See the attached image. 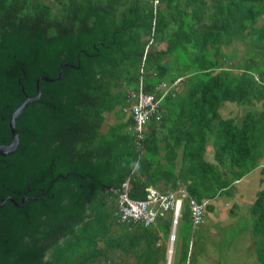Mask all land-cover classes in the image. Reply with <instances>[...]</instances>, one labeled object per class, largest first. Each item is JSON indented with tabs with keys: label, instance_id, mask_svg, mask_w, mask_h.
Instances as JSON below:
<instances>
[{
	"label": "trees",
	"instance_id": "trees-1",
	"mask_svg": "<svg viewBox=\"0 0 264 264\" xmlns=\"http://www.w3.org/2000/svg\"><path fill=\"white\" fill-rule=\"evenodd\" d=\"M157 2L151 11L149 0H0V82L11 50L21 60L69 65L81 81L79 119L57 138L74 167L100 172L109 187L92 189L80 213L50 228L52 212H44L19 238L13 264H164L169 214L152 226L114 220L125 179L133 199L146 185L159 191L182 185L203 203L190 227L183 200L170 263L198 264L194 228L215 198L229 196L264 157V0ZM138 92L152 97L158 118L146 114L135 133L121 109L135 104ZM228 104L248 109L223 117ZM108 114L112 123L101 131ZM247 214L246 249L264 264V188Z\"/></svg>",
	"mask_w": 264,
	"mask_h": 264
},
{
	"label": "water",
	"instance_id": "water-1",
	"mask_svg": "<svg viewBox=\"0 0 264 264\" xmlns=\"http://www.w3.org/2000/svg\"><path fill=\"white\" fill-rule=\"evenodd\" d=\"M3 62L9 74L0 82V264H13L19 238L44 212H52L50 228L80 213L92 189L109 187L100 172L74 167L57 138L79 119L80 76L56 59L21 60L13 50Z\"/></svg>",
	"mask_w": 264,
	"mask_h": 264
},
{
	"label": "rangeland",
	"instance_id": "rangeland-1",
	"mask_svg": "<svg viewBox=\"0 0 264 264\" xmlns=\"http://www.w3.org/2000/svg\"><path fill=\"white\" fill-rule=\"evenodd\" d=\"M141 39L145 38L141 37ZM244 107L228 104L220 109L219 114L223 117L238 118L245 109H248ZM111 123V115H105L101 131ZM207 160L210 161V154L207 155ZM262 166H264V157L253 170L233 183L234 189L229 196L222 195L215 198L214 209L204 213L206 216H202L201 226L196 225L194 228L191 236L195 245L193 254H199L202 258L198 259V264H258L252 259L253 252L249 253L246 249L252 246L247 209L255 191L264 188V181L258 180L261 177L264 179V172H259ZM163 182L164 179L159 180L158 185ZM202 235L204 236L201 239ZM169 245L168 243V247Z\"/></svg>",
	"mask_w": 264,
	"mask_h": 264
},
{
	"label": "built area",
	"instance_id": "built-area-1",
	"mask_svg": "<svg viewBox=\"0 0 264 264\" xmlns=\"http://www.w3.org/2000/svg\"><path fill=\"white\" fill-rule=\"evenodd\" d=\"M158 2L157 0H149L151 11H153ZM150 42V40H149ZM146 48V47H145ZM143 49V52L145 51ZM175 83H173L174 85ZM155 102L148 94L138 92L136 103L131 104L129 108H122L124 114H128L132 118L133 131L137 133L139 125L144 121V118L151 113L155 107ZM119 192L116 198L117 216L119 222H134L140 221L143 225L154 224L157 217H161L166 212H171L170 228L168 241L170 242L167 249V258L165 264H170V255L172 252V241L175 224L178 216H180V204L182 198L187 199V204L191 213L190 225L194 226L199 221V215L202 210L203 203H197L192 200L185 192L184 186L179 185L174 191L160 193L156 189L146 187L144 196L138 199H132L127 194L126 179L120 182Z\"/></svg>",
	"mask_w": 264,
	"mask_h": 264
},
{
	"label": "clouds",
	"instance_id": "clouds-1",
	"mask_svg": "<svg viewBox=\"0 0 264 264\" xmlns=\"http://www.w3.org/2000/svg\"><path fill=\"white\" fill-rule=\"evenodd\" d=\"M146 39V38H145ZM142 57V56H141ZM122 182V181H121ZM127 182V181H126ZM120 184V183H119ZM119 186V185H118ZM179 185H176V187L174 188V189H169V190H166V191H159L156 187H154V186H148V187H151V188H154V189H156L158 192H160V193H166V192H170V191H174L177 187H178ZM120 187V186H119ZM146 187H147V185H146ZM145 187V188H146ZM120 189V188H119ZM185 190V189H184ZM144 196V195H143ZM133 199V198H132ZM183 200H185L186 202H187V199H185V198H182V200H181V204H180V216H181V212H182V203H183ZM117 206H116V203H115V212H114V214H113V217H114V220L117 222V223H120V224H127V223H132V222H127V223H124V222H119L118 221V216H117ZM166 214H169V228H170V218H171V212H166L164 215H166ZM163 215V216H164ZM178 219H179V216H178V218H177V221H176V224H175V228H176V225H177V222H178ZM143 225V224H142ZM152 225H154V224H152ZM151 225V226H152ZM144 226H146V225H144ZM148 226H150V225H148ZM190 227H191V225H190ZM175 228H174V233H173V241H174V238H175ZM168 233H167V240H168V234H169V230L167 231ZM172 241V247H173V242ZM169 244H170V242L169 241H167ZM169 248V247H168ZM166 254H167V252H166ZM172 254H173V249H172V252H171V255H170V263H171V257H172ZM166 258H167V255H166ZM165 261H166V259H165ZM164 264H165V262H164Z\"/></svg>",
	"mask_w": 264,
	"mask_h": 264
},
{
	"label": "crops",
	"instance_id": "crops-1",
	"mask_svg": "<svg viewBox=\"0 0 264 264\" xmlns=\"http://www.w3.org/2000/svg\"><path fill=\"white\" fill-rule=\"evenodd\" d=\"M146 38V37H145ZM158 49L160 48H163V45L162 44H159V47H157ZM151 114H153V118L151 117V120H156L158 118V109L157 108H154L151 112ZM116 202V200H115ZM156 221V220H155ZM155 223V222H154ZM125 225V224H124Z\"/></svg>",
	"mask_w": 264,
	"mask_h": 264
}]
</instances>
